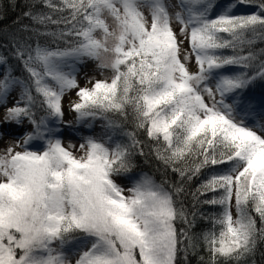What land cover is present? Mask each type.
I'll use <instances>...</instances> for the list:
<instances>
[{
    "label": "snow or ice",
    "instance_id": "snow-or-ice-1",
    "mask_svg": "<svg viewBox=\"0 0 264 264\" xmlns=\"http://www.w3.org/2000/svg\"><path fill=\"white\" fill-rule=\"evenodd\" d=\"M18 7L0 28V264H257L264 0H8L0 19ZM87 59L111 76L81 86ZM129 108L144 139L112 119Z\"/></svg>",
    "mask_w": 264,
    "mask_h": 264
},
{
    "label": "trees",
    "instance_id": "trees-1",
    "mask_svg": "<svg viewBox=\"0 0 264 264\" xmlns=\"http://www.w3.org/2000/svg\"><path fill=\"white\" fill-rule=\"evenodd\" d=\"M0 2H3L5 5H7L8 0H0ZM18 4L22 5L24 0H17ZM21 11V8L18 7L15 11H12L11 9L8 10L7 16L3 19H0V28H5V27H11L12 26V22L15 20L17 14ZM25 23H28V21H25ZM256 47H264V44H261L259 42H257ZM17 74L23 76L25 75L23 73L22 69H18L17 70ZM129 117L128 119L122 120L119 115H115L112 117V119L116 120L117 122H119L120 124H122L124 126V128L127 131H137L138 132V138L140 139H144L143 133L139 132L138 130H136L134 128V124H133V120H132V116H131V109L129 108ZM125 142H127V140L125 139ZM148 149L146 148L145 151H147ZM144 158L141 157L140 161H139V168L143 170L144 173H146L147 175H149L150 177H152L154 180H156L157 182H160L161 180V171L162 168L160 166V164L155 160L154 157L150 158L148 163H143ZM134 172L137 171V169L133 170ZM173 175L174 174H171ZM203 179V175L199 176V177H194L192 184H191V188L192 190L195 189L196 185L199 184L200 180ZM202 211L205 212H216L218 211V208H213V207H209V206H204ZM211 227V223L210 221H205V220H198L196 227L193 229V232L197 235V237L199 236V234L204 231L207 230L208 228ZM259 252H264V245L260 246ZM259 252L257 253L256 256V260H257V264H264V260H262ZM199 255H205L206 253L203 250V245H201L200 251H199ZM189 260L191 261V264H197V257L195 256H190Z\"/></svg>",
    "mask_w": 264,
    "mask_h": 264
},
{
    "label": "rangeland",
    "instance_id": "rangeland-1",
    "mask_svg": "<svg viewBox=\"0 0 264 264\" xmlns=\"http://www.w3.org/2000/svg\"><path fill=\"white\" fill-rule=\"evenodd\" d=\"M224 3H227L229 2V0H223ZM165 3L168 4H177L178 3V0H165ZM170 11H173L174 9H169ZM175 10H178V9H175ZM148 11L145 10V15H148ZM109 23H111V20H109ZM97 61H95L94 59H87L85 60L84 62L82 63H79L77 65V68H78V71H77V74H76V78L79 82V84L81 86H84L88 79L90 78H95V79H103L105 77H110L111 76V71L110 70H104L103 72L100 71V69L97 67ZM90 86V85H89ZM15 94V93H14ZM68 96H71L73 98H75V90H72L70 92H68L66 94V99ZM68 119H74L73 116H68L67 117ZM104 124V121H92L90 122L89 124L87 125H83V127L85 128H94V132H83V133H80L78 135H96V136H100L104 131H105V128L102 127V125ZM115 139L117 140H120L122 138V134L119 133V131L116 132L115 136H114ZM125 139H123V142H125ZM64 140V144L65 146H67V144L69 143V140H71V142L73 144H75L77 146V148L79 147V144L82 143L83 141L80 140V139H77L75 137H72V136H65L63 138ZM3 145L0 144V148H2ZM117 181L118 183H121L123 186H127V181L122 178V177H118L117 178ZM233 212H234V215H235V209H233Z\"/></svg>",
    "mask_w": 264,
    "mask_h": 264
}]
</instances>
